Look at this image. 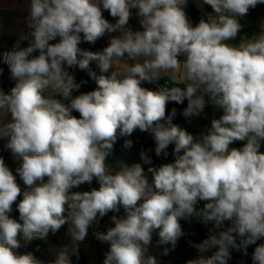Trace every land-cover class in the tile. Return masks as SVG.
Instances as JSON below:
<instances>
[{
  "label": "clouds",
  "instance_id": "9594fccd",
  "mask_svg": "<svg viewBox=\"0 0 264 264\" xmlns=\"http://www.w3.org/2000/svg\"><path fill=\"white\" fill-rule=\"evenodd\" d=\"M188 3L30 0L29 32L0 53L15 81L7 92L0 88V116L7 117L0 119V140L17 162L14 174L0 157V264H45L17 250L22 242H47L64 225L71 247L56 249L48 264H72L89 229L121 208L124 215H112V226L93 232L108 245L103 264H158L148 254L154 230L158 244L175 247L184 234L180 221L192 217L217 230L231 223L193 243L200 255L186 264H228L230 249L247 254L264 239V24L258 34L240 36L238 19L264 0H198L212 12L195 24ZM133 10L140 30L129 26ZM106 33L119 35L103 50L79 46ZM93 63L99 75L90 70ZM75 67L89 70L95 90L80 91L85 81L77 82L70 71ZM162 78L183 83L142 86ZM185 100V118L199 117L209 104L222 114L194 136L173 123L176 108L167 112L169 102ZM137 129L153 136L157 157L166 158L174 145L173 161L147 173L141 163L110 164L118 137ZM237 141L243 145L233 147ZM132 143L126 139L124 147ZM141 160L152 163L144 152ZM94 180L98 188L77 190ZM13 205L18 218L11 215ZM252 261L264 264V243Z\"/></svg>",
  "mask_w": 264,
  "mask_h": 264
},
{
  "label": "trees",
  "instance_id": "16d2710c",
  "mask_svg": "<svg viewBox=\"0 0 264 264\" xmlns=\"http://www.w3.org/2000/svg\"><path fill=\"white\" fill-rule=\"evenodd\" d=\"M206 8L208 11H212L211 7L206 5ZM102 14L105 19L109 20L111 23H115V19L110 16L109 12L107 10H102ZM264 16V4H258L255 8H250L249 12L246 16L242 17V19L239 20V22L243 25L242 31L244 29H247L249 27V23H254L257 19L260 17ZM115 34V33H106L102 38L97 40L95 44H90L87 42H82L79 46L81 48H86L92 51H98V50H103V48L107 47L109 42H110V37ZM5 37L0 36V44L4 41ZM18 39H9L7 38V43L12 44ZM27 41H22V47L27 46ZM7 44V45H8ZM4 48L0 47V53ZM127 58V57H125ZM0 68H3V74L0 75V88H3L5 92H7L11 87L14 86L15 81L11 79V75L9 72V69L7 65L0 63ZM90 70L97 72L99 75V69L96 67V65L90 64ZM76 77L77 82L80 81H85V83L82 84L80 91L81 92H88L95 90L97 85L95 80H93L90 75H89V70H80L78 67H75L74 69H70ZM182 81H179L177 83H164L163 81H158L153 84H148L144 83L142 84L143 87H147L150 90H157L159 87L163 86L166 84V86H182ZM76 94V93H74ZM207 99V98H206ZM187 106V101L183 104H177L175 102H169L167 105V112L170 113L172 108L177 109V115L173 119V123L179 125L182 128H185L189 132H199L202 131L200 128H198L196 125H194L193 120L191 118H185L182 115L183 109L186 108ZM74 115H79L78 113H73ZM205 114H217L220 116L222 113L219 110H215L210 104L206 106L205 111L199 116V119L202 120ZM131 140L132 147L131 148H125L124 147V142L125 140ZM5 142L3 140H0V157H3L5 160L6 165L13 171L15 174V168L17 167V163L12 159L11 154L9 150H7L4 147ZM233 147H239V141L235 142ZM155 148V141L153 136L148 133V132H141L139 129L135 130L134 133L129 136V137H118V140L114 144L113 151L111 155L108 158V161H117L122 164H126L128 166H131L133 163H141L142 167L144 169H148L149 167H155L156 165H161L163 163H169L172 162L174 157L172 154H169L170 151H173L174 145H170L167 149L168 156L165 158L163 155L160 157H157L154 152ZM145 150H150V156L152 163L151 164H143L141 160V153L144 152ZM263 151V150H262ZM19 180V176H17V181ZM22 189L24 188L23 185H21ZM91 187H96L98 188L99 185L98 183L94 180L92 185H83L81 186L80 189L81 191L85 190H90ZM22 199V196L18 198ZM197 211L202 208V206L197 205ZM13 213L11 214L14 218H18V211H16V206L13 205ZM112 215H117L118 217H122L124 215V211L121 208L118 212L112 213L110 212L107 216L103 218V222L105 221H110V217ZM182 230H183V236L180 237L177 242L175 247H173L171 244H167L166 246L163 247L162 252L160 256L162 257H167V258H173L174 259V264H186L188 260L195 259L197 256H195V249L194 248H189L188 245L192 239L190 236L191 231H195L197 234L200 236L202 233L205 231H220L226 229L228 226H230L231 222H225L224 228L222 229H214L213 225L209 223L208 225L201 226L197 225L194 228L190 227L189 220H181L180 221ZM51 234V233H50ZM61 234H68V225H64L61 227V229L53 234V235H61ZM235 235V234H234ZM240 237L237 236L236 240L237 243L239 244L240 242ZM264 243V239H261L257 241V245ZM38 244L36 240L31 242L30 244L26 245L27 251L30 252L33 247ZM257 245H250L247 247V254L244 253L243 249L237 250V249H230L231 253V259L229 260L230 262H234L237 259H245L246 264H253L252 261V255L254 252V249ZM101 251H102V259L104 260V253L108 250V245L107 244H102L101 246ZM168 249V254H164V249ZM72 264H89L85 260V253L84 250L81 246H79V258H77L76 255H72Z\"/></svg>",
  "mask_w": 264,
  "mask_h": 264
},
{
  "label": "rangeland",
  "instance_id": "374dc122",
  "mask_svg": "<svg viewBox=\"0 0 264 264\" xmlns=\"http://www.w3.org/2000/svg\"><path fill=\"white\" fill-rule=\"evenodd\" d=\"M29 2H30V0H24L25 7H28L27 14H28V10H29ZM197 5H198V0H189V3L187 5V7L185 8V11L188 15V18L194 24L197 23L202 18V16H204L205 13H211L212 12V11H208L205 5H203L202 8L198 7ZM135 11L136 10H133V16L130 19L129 26L131 28H133V30H140V25L138 22V18L135 15ZM21 15H22V12H20V14L18 15L19 20L21 18ZM238 19L240 20V19H242V17H238ZM25 21H26V18H25ZM3 24H5V22H2V24H0V26H3ZM262 24H264V16L257 19L254 23H249L248 24L249 27L247 29H244L243 31H241L240 36L251 37L255 34H258ZM2 28H4V27H2ZM115 35H119V33H115L112 36H115ZM240 36H238L235 41H232V43L233 44L239 43ZM1 37H5V38H3L4 41L0 44V47L4 48V46H7V44H8L7 43L8 37H6V36H1ZM111 37H110V39H111ZM126 59L127 58H125V60ZM128 62L131 63V61H128ZM160 81H163L164 83H171L172 82L174 84L179 82V80H167L166 78H162ZM57 98H59V97H57ZM0 118L2 120H7L6 116H0ZM213 118H219V116L217 114H205V116L203 117L202 120H200L199 117H192L191 119L193 120L194 125H196L198 128H200L202 131H199L196 133H194V132H190V133H192L194 136H199L201 133L206 131L207 127L210 126L211 119H213ZM261 148L264 151V142H262ZM144 153H147V155L151 158L150 150H145ZM108 162L110 164H113V165L122 164V163L117 162V161H108ZM144 170L147 173V169H144ZM149 178H150V174H149ZM17 182L20 185H23V182L20 180V178ZM189 223H190L191 228H194L197 225H205L197 217L190 218ZM198 223H200V224H198ZM109 226H112L111 222L109 220L103 222V219H101L99 221L98 225H94L92 228L89 229L88 236L86 237L85 241H83L80 244V246L83 248L84 253H85V260L89 264H103V259L101 257V255H102V251H101L102 243L95 239V237L93 235V230L105 231L106 228ZM158 232H159V230H154V232H153V239H152V243L149 247V253L148 254L155 256L158 264H174L173 258H167V257L160 256L163 247L166 246L167 244H164V245L158 244V240H159ZM55 238H57V239H55ZM41 244H42V247H43L45 253H48V251H52L55 253L56 249H59L65 245L71 247L72 242H71L70 236L68 234H61V235L49 234L47 242L41 241ZM214 250L215 249H213L212 251H214ZM19 252L20 253H27V251L24 250L23 245L19 249ZM208 254L210 255L211 252ZM36 257L45 262L44 258H41L38 255ZM228 264H246V261H245V259H237L233 263L229 261Z\"/></svg>",
  "mask_w": 264,
  "mask_h": 264
},
{
  "label": "crops",
  "instance_id": "0c3cea01",
  "mask_svg": "<svg viewBox=\"0 0 264 264\" xmlns=\"http://www.w3.org/2000/svg\"><path fill=\"white\" fill-rule=\"evenodd\" d=\"M27 9L28 7H25L24 0H0V24H2V22H5L3 26H0V36H6L11 39H19L22 34L28 33L29 29L27 28V23L25 21V18L28 15ZM20 12H22V15L19 20L18 15L20 14ZM9 45L10 44L4 46V48L8 47ZM94 231L96 230H93V232ZM36 241L40 245V249L39 251H37V255L41 258H44L45 263L48 264V261H51L55 258V253L52 251H48V253H45L41 244V240ZM23 248L25 251H27L26 245H23ZM17 251L19 252V249ZM70 258L72 259V256Z\"/></svg>",
  "mask_w": 264,
  "mask_h": 264
},
{
  "label": "built area",
  "instance_id": "2783aa9c",
  "mask_svg": "<svg viewBox=\"0 0 264 264\" xmlns=\"http://www.w3.org/2000/svg\"><path fill=\"white\" fill-rule=\"evenodd\" d=\"M26 23H27V21H26ZM14 43H15V42H14ZM14 43L10 44L8 47H5V48L1 51V53H3L4 51H10V50L12 49ZM21 47H22V44H21ZM158 166H160V165H156L155 167H158ZM198 205L203 207V202H200ZM209 232H210V231H205V230H204V232H203L202 235L200 236V235L197 234L195 231H191V232H190V236L192 237V239H191V241H190L188 247H189V248H194V247H192L191 245H192L193 243H194V244H199V243H201L204 239L207 238V236L209 235ZM32 242H33V241H32ZM37 247H39V249H40V245H39V243L36 244V245L33 247V249L30 251V252H32L35 256H37ZM194 249H195V256L198 257V256L200 255V253L198 252V250H197L196 248H194Z\"/></svg>",
  "mask_w": 264,
  "mask_h": 264
},
{
  "label": "water",
  "instance_id": "95a60500",
  "mask_svg": "<svg viewBox=\"0 0 264 264\" xmlns=\"http://www.w3.org/2000/svg\"><path fill=\"white\" fill-rule=\"evenodd\" d=\"M243 145V142H239V147H241ZM262 151V148L260 149ZM169 154H172V151L169 152ZM57 239V238H55Z\"/></svg>",
  "mask_w": 264,
  "mask_h": 264
}]
</instances>
